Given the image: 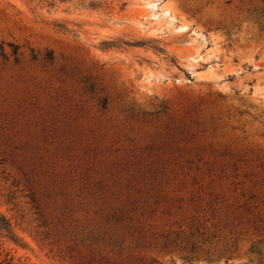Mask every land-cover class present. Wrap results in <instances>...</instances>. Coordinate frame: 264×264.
<instances>
[{
    "label": "rangeland",
    "instance_id": "1",
    "mask_svg": "<svg viewBox=\"0 0 264 264\" xmlns=\"http://www.w3.org/2000/svg\"><path fill=\"white\" fill-rule=\"evenodd\" d=\"M0 217V264L107 218L154 264H264V0H0Z\"/></svg>",
    "mask_w": 264,
    "mask_h": 264
},
{
    "label": "trees",
    "instance_id": "2",
    "mask_svg": "<svg viewBox=\"0 0 264 264\" xmlns=\"http://www.w3.org/2000/svg\"><path fill=\"white\" fill-rule=\"evenodd\" d=\"M68 1V0H64ZM92 5V4H90ZM15 52V51H14ZM45 58L51 60L52 54L49 52ZM32 59H37V56L33 55ZM42 214L39 213V216ZM42 217V216H41ZM122 220H110L106 219L105 226L92 229L89 232L68 233V231H61V235L64 236L63 242L65 243V250L71 253V258L74 259L77 255L79 261L77 264H154L157 263L154 258L144 260L143 257H137L133 254V251L137 249V240L132 243L131 246H126V241L123 235L128 234V237L137 239L134 236V231L131 227L123 225ZM42 226L46 225L45 219H42ZM0 229L5 231L10 237L14 238L10 223L4 218L0 217ZM42 234V233H41ZM49 233H44L43 238H49ZM52 240V244L60 243L62 236H58ZM129 241V240H128ZM164 247V246H163Z\"/></svg>",
    "mask_w": 264,
    "mask_h": 264
}]
</instances>
